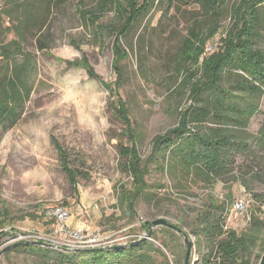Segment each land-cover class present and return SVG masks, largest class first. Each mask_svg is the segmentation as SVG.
Instances as JSON below:
<instances>
[{"label": "rangeland", "instance_id": "rangeland-1", "mask_svg": "<svg viewBox=\"0 0 264 264\" xmlns=\"http://www.w3.org/2000/svg\"><path fill=\"white\" fill-rule=\"evenodd\" d=\"M80 1L55 0L40 14L46 19L42 34H37V29H33L27 35L25 49L35 55L36 61L32 76L33 92L15 127L7 132L0 127V212L7 210L12 222V228L6 229L9 235L0 239V264H59L54 254L40 256L33 251L13 247L26 242L20 240V234L47 236L57 245L43 247L54 251H63L66 246L60 245L62 242L71 245L68 248L72 250L80 246L75 244L73 238L54 234L58 227L54 217L49 219L48 224L45 222V209V213H51L59 206L66 207L71 213L66 222L67 228L85 230L86 240H91L84 249L127 246L149 236L141 227L143 223L166 218L189 234L193 242L190 262L200 264V256L207 249L204 242L199 247L196 237L191 234V223L196 210L206 201L207 191L203 187L193 186L192 194L178 193L173 189V198L170 197L168 177L151 170L148 182L157 181L167 186L159 190L160 194L169 192V197H164L159 205L141 200L137 205V217H131L117 205L115 188L120 182L128 181V176L119 166L118 156L124 125L114 115L110 93L101 81L91 78L83 68L68 65V62L86 57L102 81H114L112 39L108 36L94 38L93 29L77 13ZM85 3L87 9L91 7L89 0H85ZM234 3L235 0H227L223 29L209 43V52L217 50L218 40L229 26ZM166 6L163 4L161 8L152 10L123 39L130 56L122 62L125 77L122 96L141 134L143 161L150 153L153 138L175 127L178 112L191 104L189 91H179L182 78L175 64V55L191 21V7L183 5L179 11L172 8L165 15ZM112 16L109 14L103 21H109ZM208 23L206 19L203 25L207 26ZM258 34L256 47L264 53V5L260 7ZM38 38L47 44L48 49L39 50ZM22 61V57L17 60L18 63ZM140 65L144 67L143 71ZM263 119L264 96L258 113L250 122L249 131L252 134L258 133ZM52 139L67 150L81 168L83 178L76 190L67 178ZM243 156L238 157L240 164ZM229 177L227 181L231 179ZM230 187V184L218 183L215 196L224 199ZM253 188L262 190L257 185ZM231 191L233 201L227 226L242 232L251 220L254 200L252 194L240 184H233ZM236 200L246 203L242 214L233 211ZM262 210L264 218V206ZM160 229V226L154 228L156 239L148 237L147 241H152L165 256L154 250L145 253L152 256L157 264H167L166 261L169 264L184 263L185 257L183 261L181 259V250L185 249L186 252L187 248L184 236L176 232L179 239ZM164 243L179 251L173 253L164 247ZM5 248L7 250L4 251Z\"/></svg>", "mask_w": 264, "mask_h": 264}, {"label": "trees", "instance_id": "trees-1", "mask_svg": "<svg viewBox=\"0 0 264 264\" xmlns=\"http://www.w3.org/2000/svg\"><path fill=\"white\" fill-rule=\"evenodd\" d=\"M2 1L0 127L3 132H7L18 123L33 92L32 76L36 61L35 55L25 49L27 35L33 29H37V34H42L46 19L40 14L55 0ZM89 1L91 7L88 9L85 0L80 1L77 13L93 29L95 39H103L105 36L112 39V71L115 80L102 81L86 57L68 62V65L83 68L91 78L101 81L110 93L114 115L124 125L118 156L119 166L128 176V181L120 182L115 188L118 207L131 217H137V205L141 200L159 205L164 197H169V192L160 194L159 190L167 186L157 181L151 184L148 182L151 170L168 177L170 197H175L173 189L178 193L192 194L193 186H201L207 191V198L196 210L191 223V234L196 237L199 247L204 242L207 249L200 256V264H259L264 254V119L257 134H252L249 127L264 96V53L256 47L260 7L264 5V0H235L229 26L219 38L214 52H209V43L223 29L227 0ZM163 4L167 5L165 15L172 8L179 11L183 5L191 7V21L175 55L177 73L182 78L179 91H189L191 104L178 112L175 127L153 138L150 153L143 161L140 152L141 134L122 96L125 85L122 62L130 56V50L123 45V39L131 34L139 20ZM109 14H113L112 18L104 22L103 19ZM206 19L209 23L204 26ZM39 41V50L48 49L41 38ZM20 57L23 61L18 63ZM139 68L141 71L144 69L142 65ZM52 140L67 178L76 190L83 178L81 168L71 159L67 150ZM240 155H244L241 164L238 160ZM227 177L231 179L227 181ZM220 182L230 184L231 187L240 184L252 194L254 203L251 220L242 232L227 226L233 194L230 187L224 199L215 196V186ZM254 185L262 190H255ZM237 201L233 203V211ZM45 211L43 215L48 224L50 220ZM141 227L149 238L156 239L152 222H145ZM7 228H12V222L7 210L3 209L0 212V239L9 235V232L3 231ZM160 228L180 239L175 230L166 226ZM139 241L122 247L71 252H65L66 248L54 251L43 247V243L35 242H21L14 247L33 251L40 256L54 254L59 264H157L145 252L154 250L165 256L160 248H155L152 241ZM164 247L173 253L179 251L165 243ZM181 253L183 261L185 249Z\"/></svg>", "mask_w": 264, "mask_h": 264}, {"label": "built area", "instance_id": "built-area-1", "mask_svg": "<svg viewBox=\"0 0 264 264\" xmlns=\"http://www.w3.org/2000/svg\"><path fill=\"white\" fill-rule=\"evenodd\" d=\"M246 208V203L244 200H238L235 204H234V212L236 214H242L244 212ZM46 216L48 217V219H52V217L55 218V222H57L58 227L55 228L54 230V234L55 235H64L65 238L69 237L70 239H74L75 240V244H78L80 246H77L75 249L73 250H82L81 248H86L89 245H87L91 240H86V235H85V230L82 229H73L70 230L67 228L66 226V222L70 219L71 213L70 211L63 206H59L56 207L51 213L50 212H46ZM53 218V219H54ZM3 231H6V229H4ZM96 237H94L95 239ZM109 237H105V239H107ZM20 240L21 241H26V242H31V240H33L35 243H43L44 245L47 246H55L57 245V242L51 240L49 237L41 235V234H31L29 236H22V234H20ZM63 239L60 240V242H62ZM52 243V244H50ZM60 245L66 246L64 248H66L67 250H71L68 247H71V245L66 244L65 242L60 243Z\"/></svg>", "mask_w": 264, "mask_h": 264}, {"label": "water", "instance_id": "water-1", "mask_svg": "<svg viewBox=\"0 0 264 264\" xmlns=\"http://www.w3.org/2000/svg\"><path fill=\"white\" fill-rule=\"evenodd\" d=\"M159 226H166V227L171 228V229L175 230L177 233L182 234L184 236V243L186 244V247H187L186 248V256H185L184 264H190L191 250H192V247H193V242L190 240L189 235L182 228L176 226L175 224H173L171 221H169L166 218H160V219L152 221V227L153 228H156V227H159ZM148 237L149 236L143 238L142 240H147ZM139 242L140 241H138L136 243H139ZM136 243H133V245L136 244ZM259 264H264V254L261 257V260H260Z\"/></svg>", "mask_w": 264, "mask_h": 264}]
</instances>
